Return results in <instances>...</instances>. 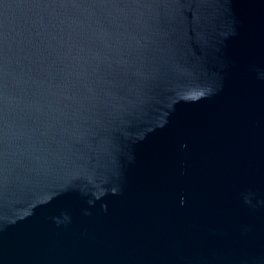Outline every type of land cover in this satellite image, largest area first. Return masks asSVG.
<instances>
[{
  "label": "water",
  "instance_id": "obj_1",
  "mask_svg": "<svg viewBox=\"0 0 264 264\" xmlns=\"http://www.w3.org/2000/svg\"><path fill=\"white\" fill-rule=\"evenodd\" d=\"M0 264H264V0H0Z\"/></svg>",
  "mask_w": 264,
  "mask_h": 264
}]
</instances>
